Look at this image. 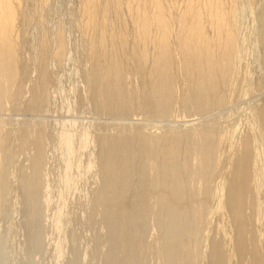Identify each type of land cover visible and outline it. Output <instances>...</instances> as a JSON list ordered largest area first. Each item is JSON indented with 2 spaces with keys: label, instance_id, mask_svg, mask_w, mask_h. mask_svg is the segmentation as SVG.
I'll return each instance as SVG.
<instances>
[{
  "label": "rangeland",
  "instance_id": "obj_1",
  "mask_svg": "<svg viewBox=\"0 0 264 264\" xmlns=\"http://www.w3.org/2000/svg\"><path fill=\"white\" fill-rule=\"evenodd\" d=\"M99 1L101 2L102 0ZM104 1L105 0H103V3L101 2L102 4L100 5V8L102 9H100V11H102V13L99 11L100 17L98 16V24L100 26V20H103L101 18V15L103 14V8L101 6L105 5ZM174 1L172 0L173 3ZM84 2L86 1H21V6L24 7H21L23 11L20 10V13L23 12L24 14L22 13L19 15L18 18H20L21 21L19 23V21L17 20L19 25L16 24L17 27H15V29L17 28V30H15V34L18 32L19 35L17 37L19 38H17L16 36L15 37L21 42V44L18 43L19 48H17L19 52V65H17L16 68H19L17 73L19 74L17 75V78H19L18 80H15L13 82L16 86H13L10 89V92H12V94L10 93L11 96L8 95V99L1 101L2 103L0 102V134L2 136H5H3L4 138L2 137L0 152L2 151L1 153L4 152L8 155H5L7 160L3 158V154H1L0 156L1 165L2 160H4V163L8 161L7 165L5 163L6 167H4V165H0V175L2 174L0 178L3 177L2 185L0 181V264H118L117 262L121 261L119 258L121 256L119 255H121L122 252H120V254L117 253L119 251L115 246L119 247V245H117V241H114L113 243L111 241L113 236L111 235L112 229L110 228L109 224H107L109 222L108 220L106 221V214L104 215L105 211H112L110 206L113 202H110L111 205L109 203L106 204L107 206L104 205V207H110V210L109 208L106 210L103 205L99 203L100 207L102 205L101 208H104L101 210H104V213L101 211H95L97 210L95 209V206L97 207L99 205H95V198L96 196H98V193L100 196V191L102 190V188L104 192H107L109 194L113 193H110V190L112 188H110L111 185L109 186L110 189L106 188L107 191L104 189L106 187L105 184H109V181L111 180V178H108L111 176H108L107 174V172H109V169L105 167V172L106 169L108 170L105 173L107 174L106 177V175L104 174V165L102 164L104 156L106 155L105 152H108V149L105 151V148L103 149V147H107L106 143L103 142L105 140L111 141L114 138H118V136H122L121 138H124V134L126 133L131 137H135L134 139H132L130 136L128 137L126 135V138L128 137L132 139L133 142L135 141L134 144H137V140L135 139H138V136L143 133L144 136H149L150 139L153 138L154 140L157 139L159 140V142L162 138L161 141L164 142H161V144L163 145L164 143L168 144L163 139H166L170 134L172 136L177 135L178 137L184 135L185 133L189 134L193 131L196 132V130H198L197 132H202L204 131V129L205 131L206 129L207 131H209L211 128V130L215 129L218 136L219 134L222 136L219 139L221 141L222 138V141L220 142L221 144L218 143L217 155L219 164L217 168L220 167L218 169L220 171V174L226 175V177L223 176L224 181L222 182V176L219 173L218 176L217 172H215L214 170V173L218 177L214 178L212 176L215 181L211 179L213 181H211L209 185L211 189H213L214 187V190L216 189L215 187H217L218 189V187L222 185L221 183L224 184V182L229 178V170L235 160H237V153H239L238 151H236L237 153L234 152L235 150L232 152L235 146L236 148L238 147L239 149H241L239 147V144H242L243 140H245L244 138L252 139L253 136L255 141L258 140L256 134L258 133V129L260 127L257 123L259 119L258 117L255 118V115L258 113V111L264 109V34H262L264 33V11H262L264 10V0H240L239 4H242V7L244 4V7L242 8L240 7V5L238 7L239 12L241 8L243 10L241 9L242 11L240 12V16H238L239 12L236 13V31L237 37L239 41H241L239 42V47L242 50H240L241 52H239L240 56L238 55V67L236 66L235 77H233V79L231 80V82H233H230L231 85H225L220 89L222 91H219L220 93L218 92L220 94L218 96L224 98V103L219 104V106L216 105L214 107L215 109L210 107L209 110L207 109L208 112L206 110H204V112L200 109L198 111V107L195 105V103L191 102L195 95L194 97L192 95L193 98L191 96H186L188 94H184V92H187V89L186 87L185 89L182 88L181 86L184 87V85L180 84L178 85L180 87H177L175 91V95L179 96L176 97L178 103L176 104L177 106L175 105L176 108L173 107V111H171L170 114L167 112L168 110L163 109L164 111H166H160V109H158L154 105L153 106L156 108H154L155 110L151 109L153 106L149 107L153 111H148V107L146 108V106L141 107L142 111L138 110V108L140 109V107L138 106L140 101L142 102L140 103L141 105L147 104L145 102V98H147L148 95L147 91L143 90L145 87L147 88V86H145L144 88H142L143 86L141 87L142 84L145 85V82L141 80H143L144 78L146 79V77L143 75V77L141 76L143 79L139 77V74L137 73V59L131 49L137 40V34L136 27H133L135 26L133 18H130L129 13H125V15L127 16L125 17V19L124 15L121 16L123 20L112 13V15L108 17H111V20L113 17L114 21L118 19L115 22L112 20L114 23L115 31H119L121 28H125L129 36V42H127V46L125 48L126 50L121 54L124 57V61H126L123 64L124 75L126 74L125 84H127V90L129 93L131 92L130 96L133 98L130 97L127 102L126 100L122 101V103L124 102V105L128 103V106L123 105L124 107L122 105L120 106L121 102L119 103V105H117L118 103L115 105V102H117L118 100L110 103L106 102L107 97L105 96L104 92V86L106 84L105 78L107 77L109 61L110 56L113 53V47L111 43H108L106 48L107 52L103 48V54V50L101 49L102 46L99 42L102 38V35L100 34L102 33V31H99L102 26L100 27L99 25L97 26V29L95 28L99 37L92 32L93 35L97 37L96 42L94 41L95 37H93L91 33V30L93 28L91 29L90 27V29H88L89 21H87V13H85L86 11H84V9L86 8H84V6L86 5H84ZM175 3L174 5L176 6H173L174 9L177 10L179 7L183 6L184 2L183 0H179V2L176 0ZM229 3L230 2L227 3V7L231 8V3ZM125 8L126 7L124 6L122 12H127V9L125 11ZM180 9H178L177 11H179ZM175 11L174 14L172 13V20L174 21L179 13ZM21 15L22 17H20ZM130 19H132L131 23ZM119 20L123 21V24H121ZM127 23L129 26L127 25ZM98 39L99 41H97ZM133 39L135 40L133 41ZM61 42L65 45L63 46L65 47L63 48L64 51L60 48L65 53L62 58L61 56L63 53H60V56L56 54ZM92 42L97 43V50L95 49V54H93L92 50H89ZM174 45L177 47L176 43H173V46ZM148 48L152 50L150 47ZM42 50H44V52H47V55L46 53L42 52V54H45L46 56L45 57L43 55L45 57L44 60H42L44 57L41 56ZM92 54L95 56L93 57ZM177 59L180 58L177 57L174 61V64L176 63L177 65H179L180 60ZM147 64L148 65L146 67V73L151 67V64ZM95 65H98L100 67V71L102 72H100V74L98 75L99 77H97L96 79L94 78V76L91 77L92 71L93 69H95ZM177 65H175V72L180 74ZM14 88H16V90H14L15 92L13 91ZM133 91L135 93H133ZM141 91L145 92L146 94L142 93ZM141 93L147 96L144 98V100H137L139 102L137 104V101L134 98L138 97V99H141ZM12 96L14 98H11ZM94 96L101 98L100 100L105 103L102 104L103 102H101L99 98ZM185 97H190L189 104L187 105L188 107L190 106V110L187 109L186 104L183 103V99ZM98 100L101 103V106L99 105ZM130 102L136 104H134V106H132V104L129 107ZM104 107L106 108V110ZM134 107L136 109H134ZM110 108L112 110H110ZM191 108L194 109V111L191 110ZM120 110L123 111L121 112ZM154 112L158 113L154 114ZM159 114H161L160 117H153L154 115L156 116ZM192 128L193 130H191ZM208 128L210 129L208 130ZM122 132L125 133H123L122 135ZM137 133H139L140 135H138ZM254 133L255 135H252ZM69 135H72L69 141L74 145V147L76 146L77 148L75 147L76 149L70 157V168L67 169L68 162L66 161V141L70 137ZM102 138L103 140L101 141ZM34 142L38 143V145ZM182 145L180 147L183 151L184 146ZM257 147L259 149L260 143ZM160 148H162L161 150H163L162 146H160ZM262 151H264V148L262 150L260 148V152ZM140 152L142 154L139 153V151L137 152L140 156L144 155V152H142L141 150ZM263 154L260 153V160L264 159ZM233 156L235 157L233 158ZM142 159L138 161L136 158H134L132 160L133 162L131 161L132 163L130 164V176L131 178H135L134 182L131 181L130 185L134 189L132 188L133 190L130 189L132 191H128L129 196L127 194V199L129 198L128 201L130 200V208L131 206H136L134 208L137 211L138 209L136 208L140 207L141 209L143 206H146L145 202L147 201V198L141 195L142 189H145L146 187V189H148V187L151 186L150 184H154L157 181V178L155 179V177H158L160 175V172L159 174H157V165H159L158 167H161L162 165L160 161H157L159 163L155 166V169H153L154 172L156 171L157 173H155V175L154 173L151 175V172H153V170H150L151 172L149 171V174L151 176H149L151 178L148 175H146L145 177L144 174H147V172L142 173L144 176L141 174V172H139L142 166V164L140 163H143ZM260 160L259 163L264 164V161L261 160V162ZM181 161L183 160L181 159ZM1 167H4L5 169ZM132 168H134V170L136 168V173H134ZM1 169L2 171L5 170V172L3 171L1 173ZM101 173L105 175V179L107 180L104 179L103 174ZM136 174L138 176H142L136 177ZM68 177L70 179L69 184L66 183L67 179H65ZM195 177H188L193 185L195 182V184L199 183V181H196L198 178ZM39 178L41 179L40 183L38 182L40 180ZM140 178L141 180L143 179L142 182L140 181ZM186 178L187 177H185V179ZM188 178L186 179V181L188 180ZM104 180L106 182L105 184H103ZM144 180L145 182H143ZM220 180L221 183L219 182ZM29 181L30 183H28ZM147 181L148 183L150 182L149 186H145L148 185V183H146ZM190 181L188 180L187 182L189 183ZM24 182L28 185L27 189L30 188V190L26 189V184L22 187ZM33 182L35 184L39 183L36 185L38 189L35 187V185H33ZM211 183H213V186L211 185ZM30 184L31 186L33 185V189H36L38 192L35 191L36 193L33 194L32 187H29ZM192 184L191 186H193ZM117 186L119 189L121 188L119 187V185ZM140 186L145 187H142V189L139 188L140 190H137ZM115 190V193L119 192V190ZM214 190L213 192L210 190L211 197L209 199V203L211 202L210 204H213L208 205H210L211 208L215 205V203H217L218 200V194L216 195L217 192L216 190ZM29 191L32 192L31 195ZM103 191H101V197L103 196ZM263 192L264 191H262L261 193ZM213 194H215L217 197ZM29 195L32 197L33 195H35V199H32L31 197L30 199H32L33 201L28 199ZM187 195H192L189 196L190 198L188 197L187 200L192 199L195 202L193 191H189ZM262 195L260 201L264 198V195ZM213 196L214 199H212ZM36 198L38 200H36ZM225 198L226 196L223 197V199ZM96 199H99L100 202V197H97ZM187 200L186 203L188 204ZM193 201H190L191 206L190 203L188 204L190 206H188L189 209L192 208V206H194V204L196 203H192ZM261 203H263V206L264 201H261ZM31 204H34L36 207L33 205L35 207L34 208L33 206H31ZM114 207H112V209ZM165 210H167V212L165 211L166 213L163 214L162 211V217H164L169 212V208ZM250 210L253 211L250 208L247 210V214L249 213L248 215L250 217H253V213L249 212ZM137 211L134 212L136 213ZM129 212L130 211H128V213ZM99 213L103 214H101L100 216L96 215ZM137 213L134 215H137ZM228 213L222 214L225 219L223 218V216H220V213L219 215L218 213L214 212H212V214L208 213L209 215L207 214L208 216H206V223H203L204 225L202 224V226H200L199 230L197 231V233L199 232V234H203L200 235L202 239H200L201 241L196 240V238L199 239L200 237L197 236V234H195L194 232L192 234L196 235L195 237L192 236L191 233H183L181 235V240L183 239V241L186 243H188L190 240H193L191 243H194L195 241L202 243H199V245L198 243L196 244L198 245V247H201L197 249L199 252L201 250V254L198 252L200 254H198L200 257L197 260V264L198 262L200 264H211L209 255L213 251V246L223 238L224 241H220L219 243L222 242L221 244H223L224 242V244H228L226 245V247H229L231 245L234 246L236 239L235 237L237 236H235L234 234H236L237 232L235 231L236 228L235 221H233L234 218L231 214V216H227ZM92 214H95V217ZM129 214H133V212ZM128 216H130L131 218V215H127V217ZM101 217H103L104 219H102ZM231 217L232 222L229 219ZM145 218L146 219L143 218L142 221L139 220L132 224L133 226L130 228L133 229V231L129 228V232L133 234L137 239L141 237L139 238V242L141 241V244L143 243L147 245L150 243L149 245H147L148 249L150 250L151 246L152 248H155V246L158 247L156 242L160 234H163L164 237L166 232H168L166 236L169 235V231L160 226L158 220L152 215L146 216ZM147 219L150 220L148 221ZM102 220L106 221V226L104 225L105 222ZM145 220H147V222ZM190 220L192 222L194 221L191 216H189L188 218L189 222H191ZM256 225L257 224H255V226L253 225V229L261 232V239L263 238L262 240L264 241V228H262L263 230L261 229V226L263 225L262 227H264V224L262 223V225ZM107 226L109 227L105 228ZM158 226L161 227V229L163 230L162 232H166H160L161 230ZM221 228L223 229V231H228V237L226 236V234L224 235L225 231L222 232ZM232 230H234L235 232ZM157 232L160 234H158ZM190 234L191 236H188ZM109 235H111V239H109ZM142 235L144 236L142 237ZM182 236L185 238L188 236V238L186 239L187 241L189 239L190 240L187 242ZM232 237L234 238V241L231 240V242L233 241V244L231 243L229 245V239H232ZM160 238L163 239L162 235ZM99 239L102 241V243ZM96 242H100L102 245L99 246L100 244L98 243L99 245H97ZM161 242L162 241H159L158 245ZM109 243H116V245H109ZM161 245L162 244H160V246ZM111 246H113V249L116 248V254H112L117 255V258H115V256L113 255H110L111 251H113L111 250L112 248H109ZM147 246L143 248L145 249V254L142 255L141 258L139 256L143 251L140 254L136 251L137 255L139 256H137L135 253H131L132 255H130V257L133 258L134 256V259L131 260V264H138V261L134 263V261H136L138 257L141 259V261L139 260L140 264H145L144 260L147 262L146 264H159V262L161 264H164V262H161L162 259L157 253L159 252L158 249H160V246L158 249L155 248L156 251L155 249H153V252H156V254L154 253V257L156 255L158 258L153 257L152 250L151 252L147 250ZM233 246L230 247V251H234ZM108 248L109 250H111L109 251L110 253H108ZM148 251L151 253V256L148 255ZM235 252H233L236 255L230 262L231 264H244L245 261L247 262V260L250 259V257L248 258V256H246L243 258V261H241L238 259V257H236L237 253ZM106 254L109 255L108 258ZM129 254L125 252L122 253V256L125 257V255ZM201 255L205 256V260H203V256V258H201ZM110 256H113L112 258H114V260L119 259V261H113ZM144 256H150L151 258L144 259ZM131 258L126 257V260ZM158 259L161 260L158 261ZM206 259L209 261H206Z\"/></svg>",
  "mask_w": 264,
  "mask_h": 264
},
{
  "label": "bare ground",
  "instance_id": "obj_2",
  "mask_svg": "<svg viewBox=\"0 0 264 264\" xmlns=\"http://www.w3.org/2000/svg\"><path fill=\"white\" fill-rule=\"evenodd\" d=\"M21 1L22 0H0V102L8 99L7 98L8 95H10V93L12 94V92H10L11 91L10 89L13 86L14 87L16 86L13 82L15 80H18V78H19V77L17 78V75H19V74H17L19 68H16L17 65H19V61H18V57H19L18 53L19 52H18L17 48H19L18 43L21 44V42H20V40L16 39V37L19 35V33L17 32L18 34L17 33L15 34V30H17V28L15 29V27H17L16 24H18V21H19V23L21 21V19L18 18L19 15L23 13V12L20 13L21 11H23L22 8L24 7V6H21L23 3V2L21 3ZM47 1H49V0H47ZM85 1L86 2H84V5L85 4L86 5L84 6V8L86 7L85 8L86 10L84 9V11H86L85 13H87V19H88L87 21H89L88 29H90V27H91V29L93 28L91 30V33L93 32L95 35H98L96 29L98 28L97 26L99 25L98 24L99 23L98 16H99V11L101 9L100 5L103 3L102 2L103 0L101 1L102 3L99 0H85ZM123 1H125V2H123ZM167 1L169 3L172 2V0L171 1H169V0H105L104 1L105 5L101 6L103 8V14L102 15L100 14L102 16L101 18L103 20H100L102 22V23L100 22V24L102 26V28H101L102 30L100 29L99 31L100 32L102 31V33L98 32L102 35L101 36L102 38L100 41H99V39L97 41L100 42V45L102 46V48H101L102 50L104 48V50L106 51L108 43H111L112 47H113V49H112L113 53L110 56L109 67L106 65L108 67L107 77L104 75L106 77V78L104 77L106 79V84L104 86L105 87V91H104L105 96L107 97L106 98L107 101L105 100L106 102L110 103V102H114V101L118 100L117 102H115V105L117 103H118L117 105H119V103L121 102L120 106L121 105L123 106L124 102L122 103V101L126 100V102H127V100L130 99V97H131L130 96L131 92L130 93L128 92L127 84H125V81H126L125 75L126 74L124 75V70H123L124 69L123 64L126 61H124V57L121 54L122 52H125V50H126L125 48L127 46V42H129V40H128L129 36H128L125 28H121L119 31L118 30L115 31L114 23H113V21H114L113 17H112L113 21L110 19L111 17L110 18L108 17L112 14H115L117 17L121 18V16L124 15V19H125V17H127L125 15V13H129L130 18H133V22L135 24V26H133V27L134 28L136 27V34H137V37H136L137 40L134 43V45L132 43L133 46L131 49H132L133 54L135 55V57L137 59V65H138L137 73L139 74V77H141L142 75L146 77V79L145 78L143 79L142 78L143 76L141 77L143 79L141 81L145 82L144 83L145 85L142 84L141 87L143 86L142 88H144L145 86H147V88L145 87L146 89L144 88L143 90L147 91V95H148V96L143 95L142 93H145L143 91H141L142 92L141 93V95H142L141 99H138V97H136L134 95L137 98V99L134 98L136 101L137 100L140 101L142 99L144 100V98L147 96V98H145L146 99L145 102L147 104L141 105L140 103H142V102L140 101V103H139L137 101V104L138 103L140 104V105L138 104V106L140 107V109L137 107L138 110L142 111L141 107L146 106V108L148 107L147 110L149 111L151 109H154L155 108L154 106H156L158 109H160V111H162L163 109L168 110L167 112L170 114L171 111H173V107H175V105L178 103L176 97H179V96L175 95V91H176L177 87H180V86H178L180 84L184 85V87L181 86L182 88L185 89V87H186L187 92H184V94H188L186 96L192 97V95H193V97H194V95H195L194 98L192 97L193 100L191 102L195 103V105L198 107V111H199V109L202 111H204V110L207 111V109L209 110L210 107L214 108L216 105L219 106V104L224 103V98L218 96V95H220L219 91H222L220 89L222 87H224L225 85H227V84L229 85L231 80L233 79V77H235L236 66L238 65L237 60H239L238 58L240 56L239 52H241L240 50H242L239 47V44H240L239 42H241V41H239V39L237 37V31H236L237 30V21H236V17H237L236 15L237 14L236 13L239 12V10H238L239 5H240V7H242L241 6L242 4H239L240 0H183V2H184L183 6L178 8V9L181 8L179 11H177L178 9L177 10L174 9V6H176L178 4L177 2H176L177 4L175 3L176 0L175 1L173 0L176 5H174L173 2H172L173 4L171 3L172 4L171 5ZM177 1L179 2V0H177ZM34 2H35V0H34ZM228 2L231 3V8L227 7ZM124 6L126 7L125 11L127 9V12H122V9L124 8ZM243 7H244V4H243ZM241 9H240V12L243 10V9L242 10ZM173 10L174 11L176 10L177 13L179 12L175 21L172 20V18H173L172 13L174 14ZM262 11H264V10H262ZM100 12L102 13V11H100ZM240 12L238 13L239 14L238 16L241 15ZM122 13H124V14H122ZM20 17H22V15ZM117 20H115V21H117ZM121 20H123V18H121ZM121 20H119V21L121 22V24H123V21H121ZM131 21H132V19H130V23H131ZM112 23H113V25H112ZM127 25H128V23H127ZM20 29H21V27H20ZM94 29H95L96 33L94 32ZM93 33H92V35H93ZM262 34H264V33H262ZM95 35H93V37H95L94 41L96 42L97 37ZM98 37H99V35H98ZM17 38H19V37H17ZM134 40L135 39H133V41ZM95 42H92V44L90 43L91 49L89 47V50L90 51L92 50L93 54H95V52L97 50V47H96L97 43H95ZM173 43H176L177 47L175 45H174L175 46L174 47ZM63 46H65V45L61 42L59 44V48L57 49L58 51L56 53L59 56H60V53L61 54L63 53L61 58L65 54L63 52L64 51L63 48H65V47H63ZM148 47H150L152 50H150ZM60 48L63 49V51ZM175 48H176V50H175ZM104 50H103V54H104ZM45 51H47V50H45ZM42 52H44V50L41 51V56H43V55L45 56V54H42ZM44 53H46V55H47V52H44ZM94 56L95 55H93V57ZM45 57L43 59L42 58L41 59L44 60ZM177 57L180 58V59H177V60H180L179 65H177L176 63L174 64V61L176 60ZM19 60H20V58H19ZM17 61H18V63H17ZM147 63L151 64V67L148 70V72L146 73V67L148 65ZM92 64H93V62H92ZM105 64H106V61H105ZM126 65H127V63H126ZM175 65L178 66V69H179L178 71L180 72V74L175 72L176 71ZM177 66H176V68H177ZM100 72H101L100 67L98 65H95V69H93L91 77L94 76V78L96 79L97 77H99L98 75L100 74ZM125 85H126V87H125ZM14 90H16V88H14L13 91ZM246 90H247V87H246ZM14 92H13V94H14ZM103 93H102V95H103ZM133 93H135V92L133 91ZM193 93H195V94H193ZM94 97H97V96H94ZM11 98H14V97L12 96ZM97 98H99V97H97ZM97 98H96V100H97ZM131 98H133V97H131ZM100 99L101 98H99V100ZM99 100H98V103L101 106V103L99 102ZM189 100H190V97H185L183 99V103L186 104V106H187L189 104ZM100 101L103 102L102 100H100ZM104 103L105 102H103L102 104H104ZM143 103H144V101H143ZM132 104L133 103L130 102L129 107ZM134 104H136V103H134ZM134 104L132 106H134ZM125 105L128 106V103ZM150 106H153V107L150 109L149 108ZM171 107H172V110H171ZM182 107H183V105H182ZM189 107L187 106L186 108L190 110ZM134 109H136V108L134 107ZM169 109H170V111H169ZM105 110H106V108H105ZM110 110H112V109L110 108ZM191 110L194 111V109H192V108H191ZM151 111H153V110H151ZM195 111H196V109H195ZM118 112H119V110H118ZM204 112H202V113H204ZM147 113H150V112H147ZM156 113H158V112H156ZM156 113L154 112V114H156ZM163 113H162V116H163ZM152 115H153V113H152ZM160 116H161V114L156 115V116L154 115L153 117H160ZM256 117H258V119H259V121L257 123H258V126L260 127V128L258 127L259 128L258 133L256 134V136L258 137V140L255 141L253 136H252V139L244 138L245 140H243L242 144L241 145L239 144V147L241 149H239L238 147L236 148V146H235V148L239 149L240 151L236 150L234 147H233L234 149L232 148L233 149L232 152L234 150H235L234 152H236V151L239 152V153L236 152L238 154L237 155L238 158H236L237 160H235V162L232 164V166L229 170L230 171L229 178L227 180L225 178L226 183L224 182V184L221 183V180L223 182L224 177H226V175H221L220 171L218 170L220 167L217 168V166L219 164L218 155H217L218 154V143L221 144L220 142L222 141V138H221V141L219 139L222 136L220 134L218 136L217 131L215 129L211 130L212 128L211 129L208 128V130L210 129L209 131H207V129L205 131V129H204V131H202V132L201 131L197 132L198 130H196V132L193 131L194 133L193 132H191L189 134L185 133L184 134L185 136L182 135V136H178V137H177V135L172 136L170 134V135H168V137L166 139H163L166 141V143H168V144H165V143L163 144L164 146L167 145L168 146V147L166 146L167 148L161 144V142H164V141H161L162 138L159 142V140H157V139L154 140L153 138L150 139L149 136H146V135L144 136L143 133H141V135L139 133H137L138 135H140V136H138L139 137L138 139H135V140H137L136 141L137 144H134L135 141L134 142L132 141V139H134L135 137H133V136L131 137L130 135H127L125 132H122V135H123V133H125L124 134L125 137L123 136L124 138H121L122 136H118V138H114V139L112 138L113 140H111V141H108V140L103 141L106 143V145L108 147L107 148L106 146L105 147L102 146L103 149L105 148L104 151L108 149V152L107 151L105 152L106 155L104 156V160L102 162V164L104 165V174L108 171L106 169V172H105V167H106L109 169V172H107L108 176H111V177H108L109 179L111 178V180L109 181V184L107 183V185H106L105 180H107V179H105V175L107 177V174L104 175L103 173H101V174H103V177L105 179L103 184H105L106 187L104 186L105 187L104 189L106 190V188L110 189L112 187L110 190L111 192L110 191H108V192L115 193L116 192L115 189H117V191L119 190V192H117L118 194L117 193L109 194L107 192H104L103 188H102L101 191H103L102 192L103 196L101 197V191H100V196H99V193H98V196L95 195L96 198L100 197V202H99V199L97 200L95 198L96 204L95 203L94 204L98 205L100 203L104 207V205H106L107 203H109L111 205V203L113 202L111 206L108 205L111 207L112 211L109 212L107 210L108 208L110 210V207H108V208L104 207L107 210L104 213L103 212L104 210L101 211L104 208H101L102 205L100 207V204L97 206L98 208L95 206V209H97V210H95V209L94 210L98 211V212L101 211L104 213V215L106 214V217H107L106 221L108 220L109 223H107V224H109L110 228L112 229L111 235H113L112 239L110 238L111 235H109V239H111L112 243L114 241L115 242L117 241L116 243H118L117 245H119V247L115 246L116 248H118V251H119L117 253H119V254H120V252H122V253L126 252L127 254L130 253L129 255H125V257L122 256V253H121V255L118 254L119 256H121L122 258L124 257V258L122 259L121 257H119L121 261H119V259L114 260V258H112L113 256H115V258L118 257L117 255H113V254H116L115 252L117 250L115 247H114L115 249H113L112 248L113 246H111L109 248H112L111 250H113V251L109 250V248H108V253H110L109 251H111L110 255H113V256H110V258H112L113 261H119V262H117L118 264H131V260L134 259V256H133V258H131L130 255H132L133 253H135L137 255L138 252L140 254L143 251L142 252L143 254L141 253L140 256L137 255L141 258L142 255L145 254L144 253L145 249H143V248H145L150 243L147 245H145L143 243L141 244V241L139 242V238H141V237H139L137 239L133 234H131L129 232V230L131 229L130 227L133 226L132 224H134L135 222H137L139 220L142 221L143 218L146 219L145 218L146 216L152 215L154 218H156L158 220V223L160 226H162L163 228H165L169 231V235H167V236H166V234L168 232L165 231L166 237L165 236L163 237V234H160L157 232L158 234H160V236H159V238H157V242H156L158 247L155 246V248L158 249L160 244H162L160 246V249H158L159 252H157L162 259V260L160 259L161 262H164V264H197V260L200 257L199 255L201 254V250H200V252L197 250L198 248H201V247H198L200 242L195 241L194 243H191L193 240L189 239L190 241L188 240L189 241L188 242L186 238H188V236H191V234L193 232L195 234H197V236H199V237H200V235H203L201 233L199 234V232L197 233V231L199 230L200 226H202L203 223H206L205 222L206 216H208L210 213L212 214V212H214V213H218V215L220 213L221 214L220 216L222 217L223 216L222 214H227L229 212L227 216L232 215V217L234 218L233 221H235L236 230L235 229L234 230L237 232L236 234H234L235 236L237 235L235 237L236 238L235 244H234V246L233 245H231L229 247L227 246L228 247L227 248L226 245H228V244H226V243L224 244V242H223L224 245L221 244L222 242L219 243L220 241H224L223 240L224 238L221 239L216 244L213 243L214 244L213 251L209 255L210 263L211 264H231L230 262L233 260V257L236 255L233 252L236 251L235 252V253H237L236 257H238V259L241 261H243L244 257L248 256V258L250 257V259H248L249 262L247 260L248 264H264V245H263L264 241L262 240L263 238L261 239V232L253 229V225L255 226V224H257V225L258 224L262 225V223L264 224V205L262 206L263 203H261V201H264V198H263V200L260 201L261 195L264 193V192L261 193L262 191H264V164L259 163L260 153L261 154L264 153V151L260 152V148H261V150L264 148V109L258 111V113L255 115V118ZM191 130H193V128ZM39 135H40V133H39ZM126 135L128 137L130 136L132 139H130L128 137H127L128 138L127 139ZM252 135H255V133ZM3 136L0 134V147L2 145L1 143H2V137ZM69 136H68L69 138L67 137L68 140L66 141V161L68 162L67 169L70 168V157H71L72 153L75 151V149L77 148L76 146H75L76 147L75 148L74 145L69 141V139L71 138L72 135H69ZM102 140H103V138L101 139V141ZM38 141H39V139H38ZM72 141H73V138H72ZM26 142H27V140H26ZM258 142L260 143L259 149L257 147L259 145ZM257 143H258V145H257ZM35 144L38 145V143H35ZM181 145L184 146L183 151L181 150V147H180ZM160 146L163 147V150H161L162 148H160ZM36 147H39V146H36ZM85 147H86V145H85ZM137 149H140L142 152H144L143 153L144 155H141L143 157H141L139 155V153H141V152H140V150H137ZM257 150H258V152H257ZM138 151H139V153H137ZM1 152H0V156H1V154H3L4 155L3 158H5L7 160L5 155L6 156H8V155L5 154L4 152L3 153H1ZM137 155H139L141 158ZM135 156H137V157H135ZM133 157L136 158L138 161L142 158L144 159V160L142 159L143 163L139 162L140 164H142L139 172H141V174L147 172V174H144L145 177H146V175H148V176L150 175L149 174L150 170L152 171L153 169H155V166L159 163L157 161H160V163L162 164V165L160 164L161 167H158L159 165H157V168L159 171L157 169L156 170L158 173L156 171L154 172V170H153V172L150 171L151 175L153 173H154V175H155V173L159 174V172H160V175L158 177H155V179L157 178L156 179L157 181L153 184L152 183L153 180H152L151 183L153 185L150 184L151 186H149L150 182L148 183V181H147L146 183H148V185H145V186H149L148 189H146L147 187L145 189H142L143 186L142 187L140 186L137 189V190H140L139 188H141L142 189L141 195L145 196L147 198V201H146L147 203L145 202L146 206L145 207L143 206L144 208L143 207L141 209H140V207L136 208V209H138L139 212L137 210H135L134 207H136V206H134V207L131 206V208H130V203H129L130 200L128 201L129 198L127 199L128 191L133 188L130 185V183H131V181L134 182V178H135V177L131 178V176H130V174H131L130 173L131 172L130 164L133 162L132 161L134 159ZM234 157L235 156H233V158ZM183 158H186V159H183ZM181 159L183 161H181ZM3 161L4 160H2V165H1V163H0V165L1 166L4 165V167H6L8 161L5 162L6 165ZM262 161H264V159ZM134 165H136V164H134ZM4 167H1V168H4ZM38 168H37V170H38ZM88 168H91V167H88ZM92 169H91V171H92ZM102 170H103V168H102ZM132 170L134 171V173H136V171H135L136 168H135V170H134V168H132ZM214 170H215V172H217V174L219 173L222 176V177L220 176L221 180L219 181L222 185H220V183H219L220 187H218V189H217V187H215L217 189V190L216 189L215 190L217 192L216 195L218 194V198H217L218 200H217V203L214 202L215 205L212 206V208H211L210 205H212L213 203L210 204L211 202L209 203V199L211 197L210 192L211 191L213 192L214 187H213V189H211L209 185H210L211 181H213V180L215 181V179H213V177L217 178L219 176V174L217 176L214 173ZM3 171L5 172V170H3ZM3 171L1 169V173ZM142 175H140V176H142ZM214 175H216V176H214ZM137 176L138 175L136 174V177ZM140 176H138V177H140ZM191 176H193V178L196 176L199 179V180L197 179L196 181L197 182L199 181V183L195 184L196 183L195 182L193 185L191 183L190 179L188 178ZM69 177L65 178V179H67V182H66L67 184H69V180H70ZM185 177L188 178V180L190 181L189 183L187 182L188 180L186 181L187 178L185 179ZM2 179H3V177L0 178L1 185L3 183ZM143 179H144V177H143ZM147 179H145V180H147ZM211 179H213V180H211ZM218 179H220V178H218ZM38 180H36V181H38ZM142 180L140 178L141 182H142ZM145 180L143 182H145ZM40 181H41V179L38 182L40 183ZM25 182L22 185V187L26 184ZM28 183H30V181ZM39 183H37V184H39ZM187 183L189 186L187 185ZM31 184H32V182H31ZM31 184L29 185V187H32L33 185H35V187H36V185H37L34 182H33L32 186H31ZM191 184L194 187L191 186ZM117 185H119V187H121V188L119 189ZM139 185H137V186H139ZM211 185L213 186V183H211ZM27 186L28 185L26 184V189H27ZM109 186H110V188H109ZM33 187H32V189H33ZM114 187H115V189H114ZM27 190H30V188ZM132 190H130V191H132ZM35 191H37V190L36 189L32 190L33 194L36 193ZM189 191L190 192L193 191V195L196 197V198L194 197L196 203L192 199L187 200L189 196H192V195H189V196L187 195ZM29 192L31 195L32 192L31 191H29ZM260 193H261V195H260ZM30 195L28 196V199H30V197L32 199H35L34 197L36 194L33 195V197ZM37 195H38V193H37ZM213 195H215V194H213ZM224 195L226 196L225 199H223V197H225ZM128 196H129V194H128ZM131 196H133V195H131ZM32 199H30V200H32ZM212 199H214V196L212 197ZM36 200H38V199L36 198ZM36 200H35V202H36ZM186 200H187L188 204L190 203V201H193L192 203H195L194 206H192V208L189 209V207L191 206V203L189 206L186 203ZM223 200H225V201H223ZM97 201H98V203H97ZM32 203H34V202H32ZM142 204H144V203H142ZM142 204H140V205H142ZM208 204H210V205H208ZM33 205L31 204V206H33ZM112 207H114V208L112 209ZM168 208H169V210H168L169 212L164 217H162L161 216L162 211L164 214L167 212V210H165V209H168ZM250 208L253 210V211H251V210L249 211V212L253 213V217L252 216L250 217L248 215L249 213L247 214V212H248L247 210ZM132 209L134 211L138 212V213L136 212L137 215H134L136 213ZM128 211H130L129 213L133 212V214H129ZM93 213H95V212H93ZM103 213H101V214H103ZM101 214L99 213L96 215L100 216ZM126 214L131 215V218H130V216L127 217ZM133 215H134V217H133ZM93 216L95 217V214ZM189 216H191V218H193V220H194L193 222L191 221L192 219L190 220L191 222L188 221ZM103 217H101V218L104 219L105 217L104 218ZM232 217L229 218L231 222H232ZM154 218H153V220H154ZM208 218H207V221H208ZM223 218H224V216H223ZM147 220H145V221L147 222ZM102 221L105 222L104 225L106 226V221L105 220H102ZM154 222H155V220H154ZM109 226H107L105 228H108ZM160 226H158V227H160ZM231 226H232V224H231ZM262 226H261V229L264 228ZM256 228H258V227H256ZM231 229H232V227H231ZM131 230L133 231V229H131ZM160 230H161L160 232L163 231L161 229V227H160ZM234 230H232V231H234ZM221 231L224 232L225 230L223 231V229H222ZM165 232H162V233H165ZM227 232L228 231H225L224 235L226 234V236H227L228 235ZM183 233H188V234L191 233L186 238L182 236L183 238H185V240L188 243L184 242L183 239L181 240V235ZM161 235H162L163 239L160 238ZM143 236L144 235H142V237ZM192 236L195 237L196 235L192 234ZM233 237H232V239H229L230 240L229 245L231 243L233 244V241H234ZM200 239H201V237L199 239L196 238V240H200ZM206 239H207V237H206ZM231 240H233V241L231 242ZM159 241H162V242L158 245ZM108 242H110V241H108ZM227 242H229V241H227ZM98 243L96 242L97 245H99V246L102 245L101 244L102 241H101V243L100 242H98ZM112 243H109V245ZM116 243H114L112 245H116ZM197 243H198V245H196ZM200 244H202V243H200ZM232 246L234 247V251L233 250L230 251V247H232ZM155 248L154 247L152 248V246H151L150 250L148 249V246L146 248L150 252L152 250L153 257H154V253L156 254V252H153V249H155ZM136 251H137V253H136ZM149 251L147 253H149L148 255L151 256V253ZM155 251H156V249H155ZM107 254H106V256L108 258L109 255H107ZM97 255H100V254H97ZM150 256L149 257L144 256L145 257L144 259H148V258L150 259L151 258ZM202 256L203 255H201V258L204 257L203 260H205V256H203V257ZM126 257L131 258V259L126 260ZM155 257L158 258L156 255H155ZM138 258L136 261L133 260L134 263H136L138 261V264H140L139 260L141 261V259L140 258L138 259ZM160 260L158 259V261H160ZM209 260L206 259V261H209ZM144 262H145V264L147 263L145 260H144ZM247 262L245 261L246 264H247ZM114 264H116V263H114ZM159 264H161V263L159 262ZM198 264H200V263L198 262Z\"/></svg>",
  "mask_w": 264,
  "mask_h": 264
}]
</instances>
